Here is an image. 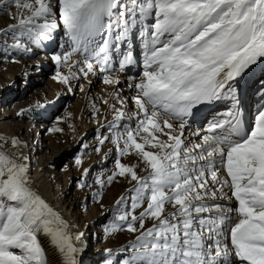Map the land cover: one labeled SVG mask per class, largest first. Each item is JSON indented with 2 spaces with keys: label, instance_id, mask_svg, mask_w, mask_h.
<instances>
[{
  "label": "snow or ice",
  "instance_id": "snow-or-ice-1",
  "mask_svg": "<svg viewBox=\"0 0 264 264\" xmlns=\"http://www.w3.org/2000/svg\"><path fill=\"white\" fill-rule=\"evenodd\" d=\"M0 10L15 21L0 30V56L48 51L69 91L89 76L112 88L106 134L80 145L112 144L111 174L89 182L85 168L77 183L126 181L105 232L136 235L101 264H264V0H0ZM60 122L51 115L48 131L62 133ZM25 147L0 136V264H46L48 238L62 264H84L86 232L33 187Z\"/></svg>",
  "mask_w": 264,
  "mask_h": 264
},
{
  "label": "rangeland",
  "instance_id": "rangeland-1",
  "mask_svg": "<svg viewBox=\"0 0 264 264\" xmlns=\"http://www.w3.org/2000/svg\"><path fill=\"white\" fill-rule=\"evenodd\" d=\"M6 13L7 11L0 10V26L6 23L3 22L6 20L4 17ZM0 30H3V28H0ZM45 54L49 55L50 53L46 52L42 54L40 52H36L32 58L38 57L39 55L40 57H43L42 55ZM23 55L28 56L27 54ZM45 57L50 59V56L45 55ZM2 58L4 57L0 56V60ZM34 68L35 67L33 65L31 69ZM60 71L63 74H68L67 68H62ZM5 72L8 73L9 70L5 69ZM45 75H40V73L34 74L32 72L26 73L17 78L16 81L13 80L12 84L6 83L4 88L3 86L0 87V116H2L6 111L11 110V108L5 106V102L2 100V98H7L8 94L14 93L16 97L20 96L19 100L28 99V97H33L35 93L33 90L35 88L42 86L46 87L50 80H56L53 79L54 71L52 61L49 63V67H47V74ZM9 76L13 77V75L10 73ZM81 82L83 85L87 83V81ZM77 83V81H72L73 86L71 91H69L68 88L65 89L63 87V90L61 89L59 93L56 94L57 96L53 99L40 102L39 105H43L45 107H37L38 110L36 112L41 115L40 118L38 120H34V122L38 124L39 127L47 126L44 128V132L49 136L50 134L48 129L52 127V124L49 123V117L51 115H58L61 118L59 126L62 127L64 131L62 133H55L56 138H59L60 141L70 138L71 146L64 150L65 152L63 151L59 157L60 165L58 170L60 172L67 173V175L65 176L64 174L63 178L61 179V188H59V190L65 189L64 193L68 198V205L71 208L75 207V211L79 212V220H81L80 222L82 223L85 220L87 221L85 228L89 231L88 239L91 242L93 249L97 250V253H94L95 261L93 264H101L102 255L104 254L105 249H120L122 246L127 245L129 241L134 240L136 234L128 233L127 231H116L110 234L105 232V225L107 223V218L110 215V209L115 206L116 200L123 196L129 187L126 181L117 179L112 184L103 188H100L98 185H93L92 188L81 189L78 186L77 181L80 180L81 174L85 168L91 170L88 176L89 182H91L94 177L101 175L106 179L107 175L111 174L113 167V156L115 153H109V149L113 148L112 144H106L99 152L91 150L85 151L80 149L82 141L88 145L89 149L95 148L99 144L100 135L106 134L101 125L111 121V119L109 114L110 112L108 111V105L101 103V97H103V95L96 94L99 89H93L91 86L92 83L90 82L87 89L84 87V90L80 91L76 86ZM98 83L103 85L100 79H98ZM97 87H99V85H97ZM5 92L7 93L5 94ZM90 94L91 98L95 99V102H97V106L100 109V114L95 117H93L91 115L92 113H89L88 111V106H90V102H88ZM46 96L49 97L50 95L47 93ZM76 108L78 109L75 110ZM129 109L132 110V107ZM77 111L79 112L80 116L76 114ZM28 114L29 118H19V121H31L30 119L32 118V115L34 116V114H31L30 112ZM105 117H107V119H105ZM69 125H74L75 130H73ZM36 127L38 128V126ZM98 133L100 135H98ZM78 149H80L79 152ZM106 153H108V155L107 159L105 160ZM74 155L81 156L83 160L82 167L76 166L74 164ZM122 162L136 164L138 161L135 156L126 155L123 157ZM33 163L34 162L31 158V171H34L39 162H36V165ZM67 167L68 170H65ZM101 170H103V172H101ZM70 172L71 174L68 175ZM139 174L146 175V173H144L142 170H140ZM66 180L68 181L67 186L66 188H63V186L66 185ZM97 191L99 192V195H96ZM150 226L151 221L146 222V227Z\"/></svg>",
  "mask_w": 264,
  "mask_h": 264
},
{
  "label": "bare ground",
  "instance_id": "bare-ground-1",
  "mask_svg": "<svg viewBox=\"0 0 264 264\" xmlns=\"http://www.w3.org/2000/svg\"><path fill=\"white\" fill-rule=\"evenodd\" d=\"M13 11H15V9H13ZM9 16L10 13L7 11L4 16L6 20L3 21L6 23L1 25L0 28L5 29L8 27V25L15 23V21L10 19ZM34 51V53L39 52V49H34ZM46 52L47 51H45V53ZM45 55L50 56V54ZM45 55H42L43 57H40L39 55L38 57L30 58L29 56H24L23 54H16L17 58H15V61L11 59L2 58L0 60V87L3 86L4 88L6 86V83L12 84L13 80L16 81L17 78L21 77L23 74L26 73H40V75L47 74V67H49V63L51 61L50 59L45 57ZM73 59H80V57L74 56ZM37 64L40 65L39 69H31L33 65L35 66ZM5 69H8L9 72H5ZM9 73L13 75V77L9 76ZM120 78L122 81L125 79L123 76H120ZM98 79L99 78L97 76H89L87 83L83 86L87 89L89 83L91 82V86L93 89H99L96 94L103 95L104 99H108L111 103V98L108 94L112 91V88L104 84H99ZM97 85H99V87H97ZM63 87L65 89L68 88V86L58 82V80H50L46 87L42 86L35 88L33 90V92H35L33 97H28V99L19 100L20 96L16 97L14 93L8 94L7 98H2V100L5 102V106H8L9 108H11V110L8 109L9 111H6L2 116H0V136L18 137L22 141L27 142V147L23 149L24 154L30 157V159L32 158V161L34 162L33 164L39 162L35 167L34 171L30 170V176L33 187L38 189L42 196L54 207L55 210H58L66 220H68L72 224L78 225L77 230L85 231L88 237L89 231L85 228L87 221L85 220L82 223L80 222L81 220H79V212L75 211V207L71 208L68 205V198L64 193L65 189L59 190V188H61V179L63 178L64 174L65 176L67 175L66 172H60L58 170L60 165L59 157L64 150L68 149V147L71 146V140L70 138H66L65 140L60 141L59 138H56L55 133L52 132H49L50 135L48 136V134L44 132V128L47 126L39 127V125L34 122V120H38L37 114L39 113H37L36 111L38 110L37 106L39 105V103L42 101H48L49 99H53L54 97H56V94H58L61 89L63 90ZM123 92L124 95L131 96L127 88H124ZM6 93L7 92H5V94ZM47 93L50 95L49 97L46 96ZM88 102H90V106H88V111L89 113H93V105H95L97 108L98 106L97 102H95V99L91 98V94ZM117 107H119V105H117ZM130 107H132V110L129 109ZM77 109L78 108H76L75 110ZM21 111L24 112L23 115H20ZM135 111V105L129 103L128 107L125 109L126 118L127 116L132 115V113ZM29 112L31 114H34V116L32 115V118L30 117L31 121H19V118H29ZM76 114L80 116L78 111L76 112ZM109 114L110 119L112 120L115 116V112H110ZM132 123L135 124V120H133ZM36 126H38L39 129ZM141 169L137 170L138 173ZM65 170H68V167ZM70 174L71 172L68 175ZM67 183L68 181L66 180V185L63 186V188H66ZM221 203H224V201H221ZM167 210L171 211L172 209L170 206H167ZM45 248L47 260L46 264H62V254H60L56 246L51 243L50 238L45 241ZM94 253H97V250L93 249L92 244L88 239V249L83 255L84 264L94 263Z\"/></svg>",
  "mask_w": 264,
  "mask_h": 264
}]
</instances>
